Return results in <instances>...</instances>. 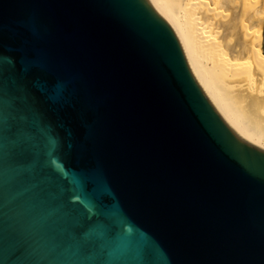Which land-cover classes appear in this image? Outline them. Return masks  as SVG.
<instances>
[{
  "label": "water",
  "instance_id": "water-1",
  "mask_svg": "<svg viewBox=\"0 0 264 264\" xmlns=\"http://www.w3.org/2000/svg\"><path fill=\"white\" fill-rule=\"evenodd\" d=\"M0 72V264H264V150L147 0H0Z\"/></svg>",
  "mask_w": 264,
  "mask_h": 264
},
{
  "label": "bare ground",
  "instance_id": "bare-ground-1",
  "mask_svg": "<svg viewBox=\"0 0 264 264\" xmlns=\"http://www.w3.org/2000/svg\"><path fill=\"white\" fill-rule=\"evenodd\" d=\"M224 121L264 150V0H147Z\"/></svg>",
  "mask_w": 264,
  "mask_h": 264
},
{
  "label": "snow or ice",
  "instance_id": "snow-or-ice-1",
  "mask_svg": "<svg viewBox=\"0 0 264 264\" xmlns=\"http://www.w3.org/2000/svg\"><path fill=\"white\" fill-rule=\"evenodd\" d=\"M0 79H3L2 72H0ZM14 83L32 109L39 107L41 97H48L58 102L62 96L61 89H49L41 83L39 70L30 69L27 63L24 64L20 73L14 78Z\"/></svg>",
  "mask_w": 264,
  "mask_h": 264
},
{
  "label": "rangeland",
  "instance_id": "rangeland-1",
  "mask_svg": "<svg viewBox=\"0 0 264 264\" xmlns=\"http://www.w3.org/2000/svg\"><path fill=\"white\" fill-rule=\"evenodd\" d=\"M263 23H264V19H263ZM260 53L264 54V43H263L262 46H261Z\"/></svg>",
  "mask_w": 264,
  "mask_h": 264
},
{
  "label": "trees",
  "instance_id": "trees-1",
  "mask_svg": "<svg viewBox=\"0 0 264 264\" xmlns=\"http://www.w3.org/2000/svg\"><path fill=\"white\" fill-rule=\"evenodd\" d=\"M262 57H264V54L260 53Z\"/></svg>",
  "mask_w": 264,
  "mask_h": 264
}]
</instances>
